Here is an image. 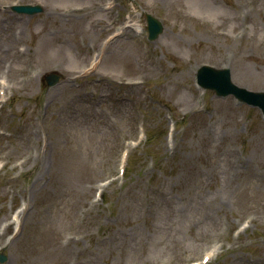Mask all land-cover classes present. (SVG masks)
Segmentation results:
<instances>
[{
	"label": "rangeland",
	"instance_id": "obj_1",
	"mask_svg": "<svg viewBox=\"0 0 264 264\" xmlns=\"http://www.w3.org/2000/svg\"><path fill=\"white\" fill-rule=\"evenodd\" d=\"M202 64L264 92V0H0V264H264V118Z\"/></svg>",
	"mask_w": 264,
	"mask_h": 264
},
{
	"label": "water",
	"instance_id": "obj_2",
	"mask_svg": "<svg viewBox=\"0 0 264 264\" xmlns=\"http://www.w3.org/2000/svg\"><path fill=\"white\" fill-rule=\"evenodd\" d=\"M41 10L39 7L28 8L27 11L30 13H35L36 11ZM149 23V37L151 40H155L159 33L163 31V25L156 18L154 19L151 15H148ZM59 76L52 75L53 79L50 81V84L55 83L58 80ZM200 84L206 88L215 89L217 95L224 96L228 94H233L239 98L242 102H247L251 105L258 106L262 108L264 112V92H252L247 88L238 87L236 84H233L230 77V70L223 69L217 70L214 67H203L199 71Z\"/></svg>",
	"mask_w": 264,
	"mask_h": 264
}]
</instances>
